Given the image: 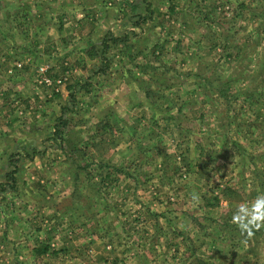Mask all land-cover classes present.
<instances>
[{
  "label": "rangeland",
  "instance_id": "rangeland-1",
  "mask_svg": "<svg viewBox=\"0 0 264 264\" xmlns=\"http://www.w3.org/2000/svg\"><path fill=\"white\" fill-rule=\"evenodd\" d=\"M92 1L28 0L31 5L14 8H23L22 14L28 8L26 16L36 20V12L47 22L37 25L36 35L23 31L16 36L26 44L24 49L30 48L29 56L22 49L17 56L20 69L33 76L28 83L36 89L35 109L52 113L55 105L49 102H61L64 86L70 84L67 102L74 96L80 100L70 104L77 110L75 123L88 116L79 103L93 100L85 99L82 86L74 82H86L89 69L77 72V59L64 60L69 52L59 48L63 41L78 39L75 16L85 7L86 22L80 27L96 33L90 36L93 40L104 31L118 37L123 30L146 32L149 49L143 56L137 47L142 41L125 49L115 44L101 53L98 68L104 92L115 94L129 83L124 81L137 66L149 64L148 72H142L149 79V110L145 116L134 115V126L118 134L96 129L94 117L88 116L92 123L80 130L84 146L73 131L61 132L48 144L41 139L47 145L40 150L51 154L64 137L79 147H59L63 159L45 162L43 171L34 174L37 178L16 174L13 182L0 174V182H5L0 187V264H264V228L246 240L230 222L238 203L260 194L257 182L264 174V0ZM12 23L6 22L4 29ZM21 24L16 31L22 33L27 21ZM58 26L65 28L63 41L53 43L47 33L59 38ZM6 37L0 34L2 46L12 42ZM34 39L40 47L34 46ZM46 44L59 48H49V53L53 64L61 66L47 63L49 67L41 69L45 63L34 61L43 58L36 50ZM4 55L0 52L1 60ZM62 58L64 65L59 64ZM90 70L91 77L96 71ZM42 78L61 82L49 86ZM3 80L7 83L0 77ZM22 91L26 101L31 95L26 98L28 90ZM126 91L115 110L131 104ZM108 122L114 125L116 120L112 116ZM1 158L4 151L0 164ZM128 174L132 180L125 179ZM49 187L55 191L51 195L45 193ZM153 212L163 215L157 221ZM176 246L182 249L180 255ZM130 253L137 257L127 258ZM194 253L197 262L190 257Z\"/></svg>",
  "mask_w": 264,
  "mask_h": 264
},
{
  "label": "crops",
  "instance_id": "crops-1",
  "mask_svg": "<svg viewBox=\"0 0 264 264\" xmlns=\"http://www.w3.org/2000/svg\"><path fill=\"white\" fill-rule=\"evenodd\" d=\"M37 1H41V0H37ZM89 1H91L90 3L93 2L92 0H85V2H89ZM25 2L29 3V5L32 4L28 2V0H13V3H11V0H0V5H1L0 34H3L4 36L8 34V37L6 38H9V39L12 38L11 43L9 42H8L9 44L5 43V45L3 46L2 44H0V52L1 54H5L4 57H2L3 60H1L0 58V77L2 79L7 80V83H5V80H3V82L0 81V152L1 151L5 152V158L4 159L1 158L0 174H1V179H4V178L6 179V175L8 174V177L10 176L11 181L13 182H14V176L16 177V174H19V175L25 174L24 175L25 178H33V175L36 174L37 171L39 170L43 171V166H44L43 164L45 162H49L51 164L57 161L60 162L61 159H63V155L58 153L59 147L62 148L65 146H73L77 148L78 144H75V142H73V144L71 145L70 142H68L69 140L67 141V138L64 137V139H61L63 141L61 143L59 142L57 149H55V151H53L52 154L48 153L47 151L40 150V148L41 149L45 148L48 142L51 141V138L60 136L61 132L65 134L66 131H73L74 132L73 136H77L76 137L77 139L80 138L84 146L85 138L83 137V139H81L80 130H81V127L85 128L87 125H90V123H92L91 122L92 120L91 121L90 119L87 120L88 116L94 117V122H93L94 126L98 125L99 127L96 129L109 130V131L112 130L111 132H113V134L115 133L118 134V131L126 132L128 129L133 127L134 126L132 124L133 122L130 121L132 120V117L134 115L145 116L151 104V102L149 101V90H150L148 86L149 79L147 75H144L145 73H142L146 71L148 72L149 64H145L146 62H142V64L137 66L139 68L136 69L135 71H132L130 76L127 77L126 80L124 81V82L129 81V83L125 84L124 87H120L119 91L115 93L117 95L111 94L110 92H104L105 81H104V77L101 76L103 75V73L99 71V68H98L102 62L101 53L105 51L106 49L111 48V46L114 47L115 44L120 45L117 48L125 49L124 48L125 46L127 47L131 46V48H133L134 45L132 43L137 44L136 42L142 41L141 47L140 46H137V47L139 50L142 51V56H143L146 53V51L149 49V38L146 32H144L143 30L137 31L138 28L136 30H129L128 32L126 30H123V32L120 34L121 37H118L119 35H116L115 32H113L112 30L110 32L104 31L103 33L99 34L98 40H93L92 38H90V36L96 33L94 32L92 33L91 30H86L80 27V26H83V22H86L85 16H87L85 7H81L80 12L78 13L79 16H75L77 17L76 19H77V22L79 23L78 25L79 28L74 30V34L76 33L78 36L77 37L78 39L75 42L66 44V42L63 41L62 30L64 29L63 30V33H64L65 32L64 27L61 29V27L58 26L59 28L55 30L56 32L59 33L58 34L59 38H57L54 32L53 33L49 32L47 34L50 36L49 38L52 39L53 43H55V40L57 39H61L63 41L59 45L60 51L62 52L63 47H64V51L69 52L68 54L65 55L64 60L69 59V61L73 62L75 59H77L79 66L75 68L79 69V68L88 67L90 74H91V70H90L91 67H93V71H96V73L93 74L91 77H90V74L86 77L85 79L86 82H83L81 79H78L79 81H76L77 80L76 79L74 82L75 85L79 86L80 84L82 86L83 91H80V94L84 96L85 99L90 98L93 100L92 101L93 103L91 101L84 102V100H81V103H79V107L80 105L82 107V111H83L82 113L84 114L87 113L88 116H86L87 118H85V121L84 120L81 121L80 124L77 125L75 123L74 121L75 116L73 115L75 114L77 110L75 109L74 105H70V104H74L76 101L78 103V101L80 100L79 99L77 100L76 96H74L70 100L71 102L69 101L67 102L68 91L70 90L71 87H73L70 84H67L64 86L65 87L64 90L66 94L61 97L62 99L61 102H59L58 98L57 100L52 99L53 102H49L55 105V107L53 105L51 107V110H53L52 113L45 110V108L41 111L38 109H35V106H34L35 104L32 99V97L33 98L35 97L32 96V93L36 94V89L33 87L32 84L28 83L32 81L33 76H31V74L28 71L26 72L25 67L23 69L22 68L20 69L21 62L17 56L19 49H22V52L27 51V54L29 56L30 48L24 49L23 45H26V44H20L21 42H18L16 40V36H23V31L25 32L26 36L32 35L33 33L36 35L38 33V31L36 30L37 25L41 28L47 22L43 23L44 21L43 18L45 17L40 16L36 12L34 14V18H36V20L33 19L32 16H26V14H28V10H29L28 8L27 10L24 9L26 12L25 13L23 12V14L20 11L23 8L19 7L20 8L19 10H14L16 5L18 6V4H22V3L25 4ZM81 2L85 3L84 0H81ZM6 3L10 4L8 5L9 7L6 6ZM33 9H31V11ZM39 17H40V25H39ZM10 18L13 19V23H12L13 25L10 24L7 29H4V27L6 26V22L11 21ZM23 21H27V25H25V28L21 27L22 33L16 31V28L19 26L18 24H21ZM34 22L35 24L33 26L32 23ZM132 29L134 28L132 27ZM141 29H143V27H141ZM54 36L55 38H53ZM107 36L115 38L116 40L114 39V41H110L108 40ZM34 40H35L33 41L34 46L37 48L40 47V45H37L36 39ZM39 40L41 41L42 37ZM144 43H145V46H144ZM12 44L14 45L12 46ZM43 47L40 48V50H36L37 54L43 58L41 59L36 58V60L34 61H40V63H45L43 65H39L41 69L42 67L44 69H46V67H49L48 64L51 67L56 66L55 64H53L54 60L51 58V53H49L50 52L49 48H53V49H59V48L53 45H49V44H46ZM47 49H48V52L46 51ZM9 50H10V53L7 52ZM41 51H46V52L39 54V52ZM74 51L78 52V56H74V53H73ZM125 53L127 54L126 51ZM69 55H71V57H69ZM30 58L32 59V55L30 56ZM49 60H51L52 62ZM64 60L62 58L59 61V64L62 63L64 65L65 64ZM32 65L33 66L36 65V63L34 64L33 62ZM57 66H61V64ZM80 70L81 69L77 70V72H79ZM73 71H76V70H73ZM6 72H9L12 74H8L10 76L6 78ZM28 87L29 89H27ZM125 87L127 88V91ZM22 88L24 89L26 88V90H28V94H26V98L31 95L29 99H27L26 101H24V98H22V95H23ZM7 90L8 92H5ZM9 90H11L12 92L11 94L13 96L11 100H8L7 98L10 93ZM64 90L61 91L60 93H64ZM125 91L128 93V99L131 100V104H129L128 106L118 107V109L115 110L114 107L116 106V104H120L117 102L119 99V95L121 93H124ZM22 99L23 101H21ZM134 99L137 101L136 105L135 103H133ZM55 101L59 102L60 104L59 107L56 106ZM49 103L46 102V104H49ZM37 113H39V118L37 115V119L35 120L34 118H32V116L36 115ZM17 114H20V116H23V117H18ZM112 116L116 120V123L114 125L111 122L110 123L108 122V118L110 120ZM261 116H262V113H261ZM58 118L65 121V124L62 127L59 126L60 123H58L59 122ZM177 128H180V127L177 126ZM54 130H58L59 133H56V135H54L53 133ZM44 137H45V140L43 141L46 142L47 144L43 145L42 144L43 141H41V139H43ZM112 140H113L112 144H114V147H115V144H117L115 143L117 141L116 137H112ZM59 141H60V138H59ZM124 148H125V145H124ZM118 150H119L118 148H115L114 152H118ZM18 165H21L20 168H18ZM54 176L55 174L47 178L54 177ZM129 176L130 174L126 175L125 179L132 180ZM115 177L113 176V180L117 181V178ZM255 177L256 175H253V178ZM34 178H37V176L34 175ZM260 178L262 180V177ZM261 180L260 182L259 181L257 182L259 185V188L261 189L260 194L263 193V190H262L263 187L260 186ZM0 183H1V187L5 186L4 181ZM22 187L23 186H20V188ZM50 187L45 189L46 190L45 193H47V195L48 194L51 195L55 192L52 190L50 191ZM85 188L86 187H83V189L80 190V194L82 193V191L85 192ZM68 193L69 192H66L65 195H68ZM84 194L85 193H83V195ZM222 194L226 196L224 192H222ZM227 197L229 196H226L225 199H227ZM220 198H223V197H220ZM93 203L97 205L96 200L93 201ZM156 214H157V221H158L159 215L162 216L163 213H156ZM203 234L204 232L202 231L201 236ZM178 236H181V234ZM182 236H181V239H182ZM162 237L164 236L162 235ZM183 241L184 239L180 241L181 245L182 243L185 244V242ZM174 249H177L179 251V252H176V254H179V255L181 254L182 249L178 248L177 246ZM134 255L135 253L127 254V258H132V259L136 258L137 256L136 255L134 256ZM190 257L194 261L196 260L197 262V259L199 256H197L194 253V255L191 254Z\"/></svg>",
  "mask_w": 264,
  "mask_h": 264
},
{
  "label": "clouds",
  "instance_id": "clouds-1",
  "mask_svg": "<svg viewBox=\"0 0 264 264\" xmlns=\"http://www.w3.org/2000/svg\"><path fill=\"white\" fill-rule=\"evenodd\" d=\"M195 198L198 199V197ZM224 207L228 208L227 203ZM230 222L236 226L246 240L251 238L255 231L264 228V193L258 194L251 201L238 203Z\"/></svg>",
  "mask_w": 264,
  "mask_h": 264
},
{
  "label": "trees",
  "instance_id": "trees-1",
  "mask_svg": "<svg viewBox=\"0 0 264 264\" xmlns=\"http://www.w3.org/2000/svg\"><path fill=\"white\" fill-rule=\"evenodd\" d=\"M241 4H242V3H241ZM108 39H109L110 41H114L115 38H112V37L109 36ZM115 40H116V39H115ZM262 92H263V91H262ZM263 93H264V92H263ZM58 121H59L58 123H60L59 126H63V125L65 124V121H64V120H61L60 118H58ZM53 133H54V135H56V133H59V131H58V130H54ZM259 173H260V171L257 172V175H260ZM261 177H262V180H261L260 186H261V187H264V174L261 175ZM6 179H7V180H11L10 176L8 177V174L6 175ZM0 187H1V184H0ZM225 189H227V188H225ZM229 192H230V191H229ZM225 195H229V193H225ZM214 199H215V198H214ZM152 216H153V217H156L157 214L152 213Z\"/></svg>",
  "mask_w": 264,
  "mask_h": 264
},
{
  "label": "built area",
  "instance_id": "built-area-1",
  "mask_svg": "<svg viewBox=\"0 0 264 264\" xmlns=\"http://www.w3.org/2000/svg\"><path fill=\"white\" fill-rule=\"evenodd\" d=\"M45 85H49V86H54L57 85L61 82L60 78L54 79V80H50L48 78H42L41 80Z\"/></svg>",
  "mask_w": 264,
  "mask_h": 264
}]
</instances>
